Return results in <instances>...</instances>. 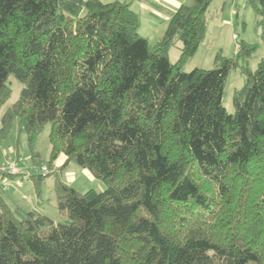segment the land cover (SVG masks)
Instances as JSON below:
<instances>
[{
	"label": "trees",
	"instance_id": "1",
	"mask_svg": "<svg viewBox=\"0 0 264 264\" xmlns=\"http://www.w3.org/2000/svg\"><path fill=\"white\" fill-rule=\"evenodd\" d=\"M212 1L181 4L151 45L130 1L0 0V106L9 77L21 84L0 137L17 118L32 146L49 123L50 162L63 153L104 183L59 179L64 222L0 190V264H264V58L250 69L255 45L240 39L214 67L184 70ZM246 2L264 43V0ZM49 173L30 175L37 192Z\"/></svg>",
	"mask_w": 264,
	"mask_h": 264
},
{
	"label": "rangeland",
	"instance_id": "2",
	"mask_svg": "<svg viewBox=\"0 0 264 264\" xmlns=\"http://www.w3.org/2000/svg\"><path fill=\"white\" fill-rule=\"evenodd\" d=\"M142 12L138 15L139 25H142L144 16ZM207 24L204 36L192 57L184 63V70L188 71L194 67L212 68L215 66L216 55L232 56L237 48V41L245 39L255 45L248 61L250 69L257 66L259 60L264 58V43L260 35V27L256 24V17L253 7L249 2L243 0H213L207 9ZM147 16V15H145ZM148 25V24H147ZM150 36V35H149ZM153 38H149V44H154ZM178 42L174 40L168 48V57L171 62L176 61L179 56ZM244 82V76L240 72L239 66L229 69L226 77L222 102L228 112H233V94ZM11 88L9 98L0 106V128L2 126V117L6 109L18 98L21 84L12 76L8 79ZM49 123L44 124L41 131L35 137L32 146L27 142L26 134L20 129L17 118L13 119L9 128L0 137V164L12 163L19 169H25L29 174L41 173L36 166L46 165L50 173L40 183L41 196L47 198L43 206L38 209L51 217L55 222H64L65 218L56 209L55 182L66 176V170L74 168L76 173L75 182L72 184L79 191H85L88 188L101 190L104 183L96 178L87 168L79 167L75 163H69L60 174L55 169L60 168L65 160V155L59 153L51 161V144L49 140ZM35 153V154H34ZM62 180V179H61ZM31 181V180H30ZM3 192V190L0 188ZM4 197V193H2ZM8 197V196H7ZM17 207V204L15 206Z\"/></svg>",
	"mask_w": 264,
	"mask_h": 264
},
{
	"label": "crops",
	"instance_id": "3",
	"mask_svg": "<svg viewBox=\"0 0 264 264\" xmlns=\"http://www.w3.org/2000/svg\"><path fill=\"white\" fill-rule=\"evenodd\" d=\"M102 1L110 2L114 0H102ZM119 1H123V0H119ZM125 1H130L131 7L137 12L138 15L140 14V12H142L144 19L142 20V25H139L138 31L143 37H145L148 40V42L150 37L153 38L154 40L153 42H157L163 35L171 14L181 4L192 2V0H125ZM243 1L245 2L246 0ZM62 163H64V161ZM68 165L69 163L65 166L61 164V167L58 169L56 168L55 171H57V173L60 174L61 169L64 168L63 170L65 171L68 168ZM16 168L18 169V170L16 169V171L19 173V175H11L10 173L0 174V188L3 190V193L8 196V197L6 196L8 203L12 207L15 206V204H17V207L23 210L38 209V207L43 206L47 198H43L41 196V191L37 192L29 172L25 169H19L17 166ZM48 172H49V167H48ZM65 172L67 173L66 174L67 177L65 179H63L61 175L59 177L60 179H62L61 181L63 183L72 186V184L75 182L76 173L78 171L75 170L74 168H69ZM18 177L19 180H17ZM54 198L56 199V188H55Z\"/></svg>",
	"mask_w": 264,
	"mask_h": 264
},
{
	"label": "built area",
	"instance_id": "4",
	"mask_svg": "<svg viewBox=\"0 0 264 264\" xmlns=\"http://www.w3.org/2000/svg\"><path fill=\"white\" fill-rule=\"evenodd\" d=\"M36 169L40 170V172L42 174H45L48 172V167L46 165H40V166H36ZM16 166L12 163H6V164H0V174L2 173H16ZM17 180H19V177L17 178Z\"/></svg>",
	"mask_w": 264,
	"mask_h": 264
}]
</instances>
